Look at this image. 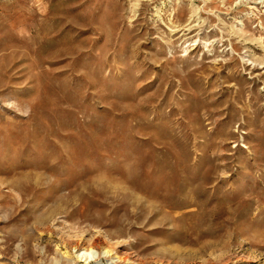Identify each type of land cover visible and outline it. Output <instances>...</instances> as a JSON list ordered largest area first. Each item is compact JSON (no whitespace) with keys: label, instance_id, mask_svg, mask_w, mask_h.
<instances>
[{"label":"rangeland","instance_id":"obj_1","mask_svg":"<svg viewBox=\"0 0 264 264\" xmlns=\"http://www.w3.org/2000/svg\"><path fill=\"white\" fill-rule=\"evenodd\" d=\"M0 264H264V0H0Z\"/></svg>","mask_w":264,"mask_h":264},{"label":"bare ground","instance_id":"obj_2","mask_svg":"<svg viewBox=\"0 0 264 264\" xmlns=\"http://www.w3.org/2000/svg\"><path fill=\"white\" fill-rule=\"evenodd\" d=\"M109 253V250L106 249L105 251L102 252L103 256L108 254ZM81 255H85L87 256V258H96L99 256V252L97 250H94V249H90V250H84Z\"/></svg>","mask_w":264,"mask_h":264}]
</instances>
